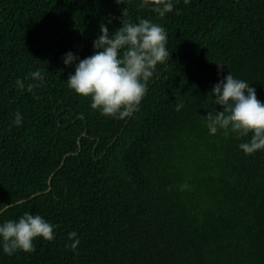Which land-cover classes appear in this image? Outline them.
I'll return each mask as SVG.
<instances>
[{"label": "trees", "instance_id": "trees-1", "mask_svg": "<svg viewBox=\"0 0 264 264\" xmlns=\"http://www.w3.org/2000/svg\"><path fill=\"white\" fill-rule=\"evenodd\" d=\"M138 3L0 0V222L30 211L58 225L35 252L0 247V264H264V150L245 154L250 136L212 135L205 119L229 71L264 101V0H179L162 18ZM126 7L167 29L172 54L118 120L69 88L64 55H92ZM34 70L39 99L16 87Z\"/></svg>", "mask_w": 264, "mask_h": 264}, {"label": "clouds", "instance_id": "clouds-1", "mask_svg": "<svg viewBox=\"0 0 264 264\" xmlns=\"http://www.w3.org/2000/svg\"><path fill=\"white\" fill-rule=\"evenodd\" d=\"M118 4H127L128 0H116ZM179 0H139V8H147L159 17H165L176 9ZM190 0H184L189 3ZM128 9H123L122 26L115 32L107 24H101V34L93 42L96 50L86 58H80L75 52L64 55V64L75 66V71L67 79L68 86L75 93L91 98V108L103 115L118 120L131 118L140 110L148 94L150 83L158 76V66L170 62L172 51L168 47V31L160 23L150 18L140 17L138 22L127 18ZM216 63V62H215ZM222 74L224 64L217 63ZM29 82L24 78L16 80V87L21 91L32 92L36 99V89L45 83L40 70L28 73ZM213 105L222 106L223 110L208 112L206 119L210 134L221 130L223 134H234L238 139L249 137L239 144L247 155L264 150V101L258 99L257 89L247 80L238 78L230 71L214 84ZM183 104L176 105V110ZM24 116L17 111L13 124L22 126ZM187 183L181 186L187 188ZM11 206V205H9ZM4 209H0L3 212ZM55 225L40 214L24 212L18 219H6L0 222V247L8 256L18 251L35 252V241L43 238L47 241L56 239ZM69 247L76 250L80 244L78 233L71 231Z\"/></svg>", "mask_w": 264, "mask_h": 264}]
</instances>
